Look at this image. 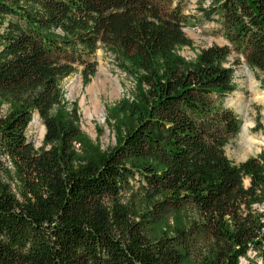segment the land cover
Returning <instances> with one entry per match:
<instances>
[{
    "label": "trees",
    "instance_id": "1",
    "mask_svg": "<svg viewBox=\"0 0 264 264\" xmlns=\"http://www.w3.org/2000/svg\"><path fill=\"white\" fill-rule=\"evenodd\" d=\"M200 10L230 44L189 59L184 0H0V264H264V154L225 151L241 129L227 58L264 71V0ZM100 48L135 83L108 108V149L62 88L90 81Z\"/></svg>",
    "mask_w": 264,
    "mask_h": 264
},
{
    "label": "rangeland",
    "instance_id": "2",
    "mask_svg": "<svg viewBox=\"0 0 264 264\" xmlns=\"http://www.w3.org/2000/svg\"><path fill=\"white\" fill-rule=\"evenodd\" d=\"M209 3L210 0H184V9L188 16L184 31L193 41V48L184 46L180 49L186 58L194 57L201 48L213 44H230L223 34L218 15H214L212 19L202 17L200 8ZM95 57L96 72L89 82H85L79 69L62 81V88L68 105L78 108L81 129L91 139L100 142L104 149H108L116 144V134L108 123V108L123 97L132 95L135 83L118 67L114 55L109 51L100 48ZM226 65L234 69L233 81L236 90L226 96L225 103L238 115L241 129L225 146V151L234 164H239L249 157L264 154V71L250 66L235 51L229 54ZM98 78L119 80V92L112 93L111 80L107 82L108 87L105 90L93 87ZM45 133V124L38 112H35L28 127V139L39 148L43 144ZM244 183L248 186L249 178H245ZM130 196V192H124L123 200L134 201L135 197ZM260 208L264 210L263 205ZM262 263V259L256 257L252 251L248 259H242L241 264Z\"/></svg>",
    "mask_w": 264,
    "mask_h": 264
},
{
    "label": "bare ground",
    "instance_id": "3",
    "mask_svg": "<svg viewBox=\"0 0 264 264\" xmlns=\"http://www.w3.org/2000/svg\"><path fill=\"white\" fill-rule=\"evenodd\" d=\"M111 79H106V80H103V79H100L98 78L97 80L94 81V84H93V87H97L98 89H107V85ZM110 83L112 84V89H113V92L112 93H118L119 92V80H111ZM250 141V140H249ZM254 142V141H253Z\"/></svg>",
    "mask_w": 264,
    "mask_h": 264
},
{
    "label": "built area",
    "instance_id": "4",
    "mask_svg": "<svg viewBox=\"0 0 264 264\" xmlns=\"http://www.w3.org/2000/svg\"><path fill=\"white\" fill-rule=\"evenodd\" d=\"M244 259V258H241V260Z\"/></svg>",
    "mask_w": 264,
    "mask_h": 264
}]
</instances>
